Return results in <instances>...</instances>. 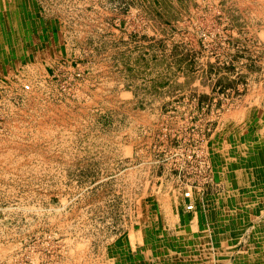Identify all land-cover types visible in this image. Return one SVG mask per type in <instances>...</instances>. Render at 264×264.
Listing matches in <instances>:
<instances>
[{"label": "rangeland", "instance_id": "374dc122", "mask_svg": "<svg viewBox=\"0 0 264 264\" xmlns=\"http://www.w3.org/2000/svg\"><path fill=\"white\" fill-rule=\"evenodd\" d=\"M204 258L264 264V0H0V264Z\"/></svg>", "mask_w": 264, "mask_h": 264}, {"label": "crops", "instance_id": "0c3cea01", "mask_svg": "<svg viewBox=\"0 0 264 264\" xmlns=\"http://www.w3.org/2000/svg\"><path fill=\"white\" fill-rule=\"evenodd\" d=\"M237 140V139H236ZM234 149H235V146H234V148H233V150L231 151V152H233L234 151ZM225 162H226V160H225ZM235 162H236V158L235 157H233V159L231 160V163L233 164V165H235V168H236V164H235ZM231 164V165H232ZM228 166V173H229V176H231V181L233 182V177L235 176V172H234V170H233V167L232 166ZM230 187H231V184H230ZM228 192V191H227ZM226 192V193H227ZM226 195V194H225ZM224 197V194L223 195H221L220 197H218V200L216 201V202H218V201H220L222 198ZM221 203V202H220ZM217 208H220V204H217ZM219 217V216H218ZM193 221V220H192ZM217 235H219L218 234V232H217Z\"/></svg>", "mask_w": 264, "mask_h": 264}, {"label": "bare ground", "instance_id": "6f19581e", "mask_svg": "<svg viewBox=\"0 0 264 264\" xmlns=\"http://www.w3.org/2000/svg\"><path fill=\"white\" fill-rule=\"evenodd\" d=\"M238 166V165H237ZM236 166V167H237ZM241 169V168H240ZM244 170V169H243ZM245 171H247V170H245ZM244 171V172H245ZM248 173V172H247ZM248 185V184H247ZM242 186V185H241ZM244 186V185H243ZM251 192V191H250ZM259 197V196H258ZM257 198V197H256ZM217 222H218V224L220 223V218L218 217L217 218ZM194 226V225H193ZM192 232V231H191ZM194 232V231H193ZM195 238V237H194ZM197 238V237H196ZM179 245H183L182 243H180ZM178 245V246H179ZM184 246V245H183ZM200 247V246H199ZM214 248V247H213ZM192 252V251H191ZM204 252V254H207L208 252H210V251H203ZM215 252V251H214ZM220 253V252H219ZM178 254H181V253H178ZM191 254V253H190ZM179 262H181V264H184L185 262H189V261H187V260H178ZM190 261H192V259L190 260ZM218 262H220V261H218ZM188 264H191V263H188ZM199 264H209V260L207 259V258H204V259H202L200 262H199ZM210 264H211V262H210Z\"/></svg>", "mask_w": 264, "mask_h": 264}]
</instances>
